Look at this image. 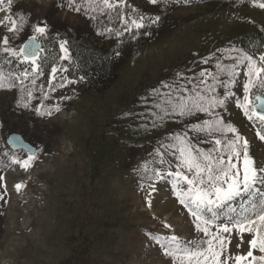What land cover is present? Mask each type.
<instances>
[{"label":"rangeland","instance_id":"obj_1","mask_svg":"<svg viewBox=\"0 0 264 264\" xmlns=\"http://www.w3.org/2000/svg\"><path fill=\"white\" fill-rule=\"evenodd\" d=\"M56 3L13 0L9 9L7 0H2L0 21L6 16L18 24L21 16L27 19L17 46L34 34L33 24L44 23L49 25L48 40L67 35L103 49L124 42L118 76L104 92L94 93L77 83L60 88L59 76L52 81L53 90L41 75L28 108L17 106L18 89L0 90V177L4 178L0 180V264H172L151 236L175 234L193 240L202 234L172 194L171 181H157V191L149 197L152 181L147 177L151 169L168 168L159 163L161 157L176 163L162 147L172 143L173 136L188 132V139L205 150L214 140H203L201 133L202 142L197 143L190 128L211 119L208 114L182 118L170 114L161 121V109L167 107L164 101L169 95L179 96V86L190 95L199 72H215L217 61L232 63L229 56L237 53L223 50L233 48L231 40L236 36L264 28V9L246 0L158 6L148 0H127L145 16L160 15L161 23L146 22L145 28L133 30L135 39L124 33L120 40L114 34L98 35L105 27L122 30L115 13L111 20L90 21ZM10 26L7 21L0 26V40ZM4 67L0 57V71L5 72ZM236 71L239 83L231 85L232 95L215 111L249 140L256 166L264 167V141L256 136L259 129L236 106L243 97L246 69L240 65ZM24 85L31 87L28 80ZM223 91L217 87V94ZM45 92L48 99H43ZM37 107L45 114H37ZM10 131L35 145L36 152L11 150L6 141ZM29 156L30 165L22 167ZM18 183L23 185L20 191L15 188ZM247 199L237 197L231 207L239 210ZM218 211L227 213L226 208ZM165 223L170 227L164 228ZM233 235L241 243L236 248L229 237L233 254H246L249 245L242 240L251 239V234ZM253 254L261 255L258 249Z\"/></svg>","mask_w":264,"mask_h":264},{"label":"snow or ice","instance_id":"obj_2","mask_svg":"<svg viewBox=\"0 0 264 264\" xmlns=\"http://www.w3.org/2000/svg\"><path fill=\"white\" fill-rule=\"evenodd\" d=\"M173 2L178 3L179 0ZM189 2L190 0H184L186 4ZM239 2L244 3V0ZM249 2L264 9V0H249ZM7 3L10 9L13 0H7ZM148 3L156 6L167 5L169 0H148ZM55 6L87 16L90 21H98L100 17L111 20L115 13L123 26L122 30L105 27L103 31L98 32V35L107 33L120 37L124 33H130L131 38L135 39L134 29L138 31L145 28L146 22L148 26L161 23L160 15L145 16L139 9L128 5L127 0H57ZM125 9L128 11L126 12ZM5 21L11 26L0 40V57L4 58L5 64L15 60L30 67H25L19 73L0 71V90L18 89L17 106L28 108L33 100L37 79L44 75L43 65L48 64V57L44 55L48 50L41 46L39 41L49 39V25L33 24L31 27L34 34L17 46L15 42L28 21L21 16L18 24L15 18L6 16L4 21H0V26ZM68 43L65 39H59L61 53L59 60L70 61ZM223 51L237 53L235 56H229L232 63L222 64L217 61L215 72H199L197 82L189 89L190 95H184L183 86H179L177 89L179 96L175 98L168 96L164 101L167 107L161 109L163 115L159 117L163 121L170 114L182 118L206 113L211 119L192 124L190 128L196 136L197 143L202 142L199 135L201 133L204 134L203 140H208L210 137L214 140L213 146L205 150L188 139V132L173 136L171 138L173 142L162 147L165 149V154L174 156L176 163L173 164L172 160L161 157L159 163L166 164L168 168L163 171L151 169V175L147 177L152 181L148 185L149 197L157 191V181H171L172 194L192 217L195 231L202 234V238L193 240H183L175 234L151 236V239L163 247V254L171 259L172 264H264V167L256 166L249 140L245 139L233 124L226 123L225 119L215 111L224 107L228 97L232 95L231 85L239 83L236 79V69L244 65L246 72L242 74L247 79L242 85L243 97L236 101V106L249 121H253L259 129L256 132L257 138L264 141V53H261L257 60L241 49L230 48ZM116 54L119 55L118 52ZM203 62L208 63V59ZM65 71L67 69L62 65L59 69L55 63L51 65V77L48 83L53 90L55 86L52 85V81L57 79L58 72ZM177 75L179 77L180 74ZM26 80L30 81L31 87L24 85ZM72 83L75 81L61 76L58 86L63 88ZM165 87L170 86L165 85ZM217 87L224 90L222 95L217 94ZM257 90L258 94L253 100L252 94ZM43 99H48L47 92L43 94ZM53 110L58 112L59 106H55ZM36 112L39 115L45 114L39 107L36 108ZM156 126L154 123L153 127ZM157 156H161L159 151ZM31 160L32 157L29 156L21 166L27 168ZM3 179L0 177V180ZM22 187L23 185L19 183L15 185L17 191ZM144 187L145 185L142 184L141 188ZM242 196H247L249 199L241 204L240 209L231 207V202ZM225 208L227 213L222 215L218 210ZM169 227V224H164V228ZM234 233L251 234V239L242 240V243L249 245L246 254H233L229 246V237H232V246L236 248L241 246V243L236 242ZM256 249L261 255L253 254V250Z\"/></svg>","mask_w":264,"mask_h":264},{"label":"trees","instance_id":"obj_3","mask_svg":"<svg viewBox=\"0 0 264 264\" xmlns=\"http://www.w3.org/2000/svg\"><path fill=\"white\" fill-rule=\"evenodd\" d=\"M184 3V0H179ZM229 0H190L187 4L205 5L214 4L216 2H228ZM249 2V0H246ZM170 4H174L173 0H169ZM125 34L122 35L124 37ZM59 39L41 40V46L46 47L48 51L44 53L48 57V64L43 65L44 79L49 80L51 77V65L56 64L57 68L62 65L67 71L59 73V77L66 76L69 80L84 87L87 91L94 93L104 92L118 76V59L122 52V42L118 41L116 45L108 48H99L84 42L81 39L64 36L63 39L69 43L70 61L59 60L61 55L59 51ZM122 40L121 36L119 37ZM120 44V45H119ZM233 48L241 49L257 58L264 53V28H256L251 31L244 32L231 40ZM119 53L117 55L116 53ZM28 65H23L19 61L13 60L9 64H5L6 73H19ZM83 77V79H81ZM258 93L257 91H254ZM146 148H150V144L144 142ZM252 199H255L252 197Z\"/></svg>","mask_w":264,"mask_h":264},{"label":"water","instance_id":"obj_4","mask_svg":"<svg viewBox=\"0 0 264 264\" xmlns=\"http://www.w3.org/2000/svg\"><path fill=\"white\" fill-rule=\"evenodd\" d=\"M40 43V42H39ZM255 99V96H254ZM6 141L9 148L13 151H24L28 155H33L36 152V146L26 141L21 134L10 131L6 135Z\"/></svg>","mask_w":264,"mask_h":264},{"label":"bare ground","instance_id":"obj_5","mask_svg":"<svg viewBox=\"0 0 264 264\" xmlns=\"http://www.w3.org/2000/svg\"><path fill=\"white\" fill-rule=\"evenodd\" d=\"M1 20V19H0ZM8 24V23H7Z\"/></svg>","mask_w":264,"mask_h":264}]
</instances>
